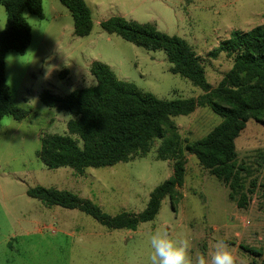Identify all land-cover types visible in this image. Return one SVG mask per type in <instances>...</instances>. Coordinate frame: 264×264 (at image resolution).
Listing matches in <instances>:
<instances>
[{
	"label": "rangeland",
	"instance_id": "obj_1",
	"mask_svg": "<svg viewBox=\"0 0 264 264\" xmlns=\"http://www.w3.org/2000/svg\"><path fill=\"white\" fill-rule=\"evenodd\" d=\"M85 2L93 20L89 36H74L72 16L59 0H42V19L24 13L32 29L29 48L24 54L6 55L10 94L28 115L21 121L6 116L0 122V264H147L149 234L156 227L166 228L174 238L191 239L193 252L207 253L212 242L222 238L231 247L236 264H259L260 260L242 248L264 252V126L253 120L236 140L237 164L244 168L243 189L255 185L246 209L237 208L229 198V189L187 152L185 184L176 209L166 198L154 220L140 224L136 230H111L77 209L47 207L27 195L32 188H53L88 199L111 216L140 213L152 191L172 176L173 162L157 159L159 139L145 157L110 167L87 168L83 175L70 167L49 169L38 157L42 138L69 135L67 123L74 118L45 106L40 94L51 91L65 96L96 85L90 73L95 60L109 65L120 80L162 100L197 98L204 93L170 71L163 51H149L108 35L101 22L123 17L153 24L162 33L184 39L200 57L213 87L231 70L233 58L220 54L214 59L210 52L233 31L249 32L264 23V0ZM0 12L3 31L7 15L3 7ZM56 14L60 20L54 22ZM65 70L84 75L69 82ZM221 120L207 107L174 118L184 141L204 138Z\"/></svg>",
	"mask_w": 264,
	"mask_h": 264
},
{
	"label": "trees",
	"instance_id": "obj_2",
	"mask_svg": "<svg viewBox=\"0 0 264 264\" xmlns=\"http://www.w3.org/2000/svg\"><path fill=\"white\" fill-rule=\"evenodd\" d=\"M73 19L74 36L87 37L93 29L92 12L85 0H59ZM7 14L0 32V122L6 116L25 119L28 112L18 107L5 77L8 52L24 54L30 46L32 30L24 13L43 18L42 0H0ZM102 30L149 51L161 50L171 64L170 71L191 81L204 92L197 98L162 100L136 85L120 80L111 67L95 61L90 73L96 85L60 96L51 91L40 94L41 102L74 116L67 123L69 135L42 138L38 157L49 169L70 167L77 175L87 168H104L145 157L159 139L157 159L173 162L172 176L157 186L146 208L140 213L121 212L108 215L94 202L68 191L36 187L27 195L45 206L77 209L111 230H136L154 220L162 202L170 198L176 209L182 199L187 159L194 155L208 173L229 189V198L237 208L246 209L254 194L242 184L243 166L237 164L236 140L251 120L264 126V23L249 32L233 31L210 52L233 58L231 70L217 87L207 80L205 66L184 39L160 32L153 24L111 17L101 22ZM210 108L222 118L221 123L204 138L184 141L175 117L188 116L198 108ZM71 136H76L74 139ZM244 251L264 264V252L242 246Z\"/></svg>",
	"mask_w": 264,
	"mask_h": 264
},
{
	"label": "clouds",
	"instance_id": "obj_3",
	"mask_svg": "<svg viewBox=\"0 0 264 264\" xmlns=\"http://www.w3.org/2000/svg\"><path fill=\"white\" fill-rule=\"evenodd\" d=\"M148 244L151 252L147 264H236L231 247L222 238H216L207 253L193 252L191 239L174 238L166 228L156 227L149 234Z\"/></svg>",
	"mask_w": 264,
	"mask_h": 264
},
{
	"label": "crops",
	"instance_id": "obj_4",
	"mask_svg": "<svg viewBox=\"0 0 264 264\" xmlns=\"http://www.w3.org/2000/svg\"><path fill=\"white\" fill-rule=\"evenodd\" d=\"M43 4V3H42ZM2 6H0V8H1ZM4 8V7H3ZM5 9V8H4ZM5 12H6V10H5ZM59 12V11H58ZM26 13V12H25ZM28 13V12H27ZM7 15V14H6ZM32 15V14H31ZM1 16H3V14L0 12V18H1ZM35 16V15H34ZM25 17V16H24ZM27 20H28V18H27ZM58 20H60L59 19V17H58V15L56 14L54 17H53V21L54 22H57ZM4 21H6V19H5V16H4ZM6 24V23H5ZM0 28H1V21H0ZM32 30V29H31ZM1 32V31H0ZM31 41H32V39H31ZM31 44V43H30ZM29 48V47H28ZM11 52H13V51H11ZM8 53H10V52H8ZM7 53V54H8ZM17 53V52H16ZM95 61H98V60H95ZM95 61H93V62H95ZM92 62V63H93ZM91 63V64H92ZM90 64V65H91ZM89 65V66H90ZM112 69V68H111ZM84 72H81V73H73V72H69L68 70H65L64 72H63V74L65 75V77H67V79H68V81L69 82H73V81H75V79H77V78H82L83 77V74ZM61 76H62V74H61ZM78 80H76V82H77ZM54 93V92H53ZM54 94H56V93H54ZM58 95V94H57Z\"/></svg>",
	"mask_w": 264,
	"mask_h": 264
}]
</instances>
